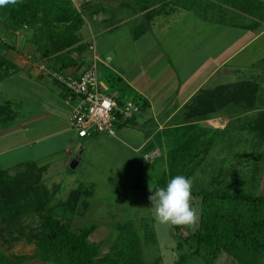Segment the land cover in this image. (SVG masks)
<instances>
[{"label": "crops", "instance_id": "0c3cea01", "mask_svg": "<svg viewBox=\"0 0 264 264\" xmlns=\"http://www.w3.org/2000/svg\"><path fill=\"white\" fill-rule=\"evenodd\" d=\"M205 6L211 14H201ZM77 10L92 12L80 30L85 47L79 55H69L75 65L63 71L78 75L95 57L103 92L108 90L102 78L107 70L120 83L117 100L134 102L139 112L117 125L114 137L76 138L68 127L74 103L39 70L42 64L57 70L54 59L41 58L26 32L0 25V56L16 69L9 70L0 87L15 79L19 91L14 99L0 90L5 94L0 98L5 106L0 110V156L9 141L17 144L9 151L37 147L35 156L17 163L13 173L34 164L52 201L59 189L57 172L87 164L92 148L102 155L119 151L142 168L149 156L161 155L171 131L187 126L204 129L208 136L229 131L264 139V0H199L191 8L173 0H80ZM120 92L130 97L122 99ZM194 99L229 103L202 119H190L187 105Z\"/></svg>", "mask_w": 264, "mask_h": 264}, {"label": "trees", "instance_id": "16d2710c", "mask_svg": "<svg viewBox=\"0 0 264 264\" xmlns=\"http://www.w3.org/2000/svg\"><path fill=\"white\" fill-rule=\"evenodd\" d=\"M198 2L173 0L176 5L190 8L196 7ZM91 15L92 12L78 11L71 0H19L15 6L0 7V25L13 32H26L27 40L36 46L40 57L54 59L57 70L63 71L75 65L69 55H79L84 50L80 30ZM10 69L16 70L0 56V82L9 75ZM223 90L228 93L229 89ZM194 101L187 105L190 119H202L229 103ZM4 108L0 106V110ZM170 134L164 151L160 147L166 169L156 179L153 190L165 186L175 175L191 178L216 138L194 126L176 129ZM257 158L260 162L255 164L253 174L259 180L264 170V149ZM34 167V164H25L22 165L24 170L13 174L0 169V221L15 218L18 207H29L43 222L42 230L35 237L43 259L50 264H145L142 238L132 221L115 228L108 251L102 253V243L89 240L96 225L78 231L70 228L79 207L87 208L86 199L93 195L90 188L80 185L72 189L63 202L49 206L51 195L40 186ZM192 195L200 198V220L192 236L191 255L200 257L205 264H214L220 254H226L236 264H264L263 196L240 192L228 184H217ZM154 240L153 233L148 231L145 241L154 245ZM177 249L181 251L182 246L178 244ZM188 258V254H179L174 264H186ZM0 264H21V261L17 256L0 251Z\"/></svg>", "mask_w": 264, "mask_h": 264}, {"label": "rangeland", "instance_id": "374dc122", "mask_svg": "<svg viewBox=\"0 0 264 264\" xmlns=\"http://www.w3.org/2000/svg\"><path fill=\"white\" fill-rule=\"evenodd\" d=\"M208 7L202 8V15L211 14L212 9ZM83 31L89 40L85 27ZM100 35V30L96 29L95 37L98 41ZM102 78L108 86L106 93L117 97L116 92L120 88V83L115 81L117 79L107 70H103ZM14 81L15 79L5 81L0 90L6 91L8 96L15 99L19 91L16 92L17 89L13 87ZM119 95L123 96L122 99L130 97L128 93L120 92ZM2 97L5 98V94L0 93V98ZM244 134L246 133L242 132V135ZM249 139L245 136L238 137L229 131L217 136L206 159L191 177L192 192L210 189L217 184H228L240 192L264 197V170L259 180L253 174L255 164L260 162L257 157L264 147V139ZM10 143L11 141L3 147L7 152L0 156V165L13 173L17 170V163L35 156L37 147L9 151L7 149H14L17 146L15 142ZM252 144L254 148L251 147ZM111 153L113 154L102 155L96 148H92L87 164L84 162L74 169L67 165L63 172H57L55 181L59 184V189L48 205L63 201L72 189L82 183L90 188L93 195L87 199L88 210L82 205L79 207L71 220L70 228L72 231H78L82 227L96 225L89 240L102 243V253L108 251L116 232L115 228L132 221L142 238L145 264H174L179 254L189 255L186 264H205L200 257L191 255L190 244L193 243L192 236L195 230L187 227H170L160 224L154 218V210L148 197L152 195L149 189L154 188L156 179L166 169L162 152L160 158L155 157L152 160V156L149 157L148 164L144 163L142 168L137 165L135 159H129L127 156L122 158L119 151L112 150ZM91 183L93 185H90ZM193 206L198 208L200 213V198L193 197ZM29 209L18 207L15 218L0 221V251L8 256H17L21 264H50L42 258L35 243L36 234L42 230V219ZM148 231L154 235V245L150 241H145V234ZM178 244L182 246L181 251L177 249ZM214 264L236 263L226 254H220Z\"/></svg>", "mask_w": 264, "mask_h": 264}, {"label": "built area", "instance_id": "2783aa9c", "mask_svg": "<svg viewBox=\"0 0 264 264\" xmlns=\"http://www.w3.org/2000/svg\"><path fill=\"white\" fill-rule=\"evenodd\" d=\"M79 1L71 0L76 8ZM90 50H93V47H90ZM96 61L94 57L78 75L53 70L46 64L39 66L40 72L64 88L68 93L67 100L74 103L68 119V127L75 131L78 139L93 134L114 137L115 127L126 124L139 112V106L134 102L118 101L114 95L103 92L104 88L98 79Z\"/></svg>", "mask_w": 264, "mask_h": 264}, {"label": "clouds", "instance_id": "9594fccd", "mask_svg": "<svg viewBox=\"0 0 264 264\" xmlns=\"http://www.w3.org/2000/svg\"><path fill=\"white\" fill-rule=\"evenodd\" d=\"M19 0H0V7L17 5ZM193 181L184 175L171 177L165 186L149 189L148 197L154 210V218L160 224L170 227H187L196 230L199 226L200 213L193 206Z\"/></svg>", "mask_w": 264, "mask_h": 264}]
</instances>
